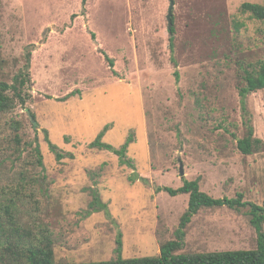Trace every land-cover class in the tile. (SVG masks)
<instances>
[{
	"label": "rangeland",
	"instance_id": "rangeland-1",
	"mask_svg": "<svg viewBox=\"0 0 264 264\" xmlns=\"http://www.w3.org/2000/svg\"><path fill=\"white\" fill-rule=\"evenodd\" d=\"M244 2L264 0H174L172 53L170 0H0V78L12 82L34 46L32 99L15 115L24 141L40 144L46 174L22 190L17 225L33 240L45 230L56 262L115 259L119 236L124 258L158 256L161 244L175 239L189 195L156 187L177 189L184 177L199 179L214 198L242 193L263 204L264 90L248 95L247 115L239 88L245 69L264 61V22L241 14ZM249 119L263 144L246 155L237 142ZM106 125L103 140L117 148L134 136L133 167L89 147ZM46 130L74 158L57 161ZM29 150L9 157L0 141V202L16 190ZM138 175L148 182L130 181ZM95 191L107 210L90 208ZM257 236L246 212L203 208L178 253L254 249ZM7 238L14 243L18 234L0 210V264L13 262Z\"/></svg>",
	"mask_w": 264,
	"mask_h": 264
},
{
	"label": "trees",
	"instance_id": "trees-1",
	"mask_svg": "<svg viewBox=\"0 0 264 264\" xmlns=\"http://www.w3.org/2000/svg\"><path fill=\"white\" fill-rule=\"evenodd\" d=\"M239 11L241 14H248L251 19H256L264 22V3L244 2ZM173 25L169 30V46L172 53L175 50L176 28L172 16ZM243 23L236 21L237 29ZM94 37V35H93ZM33 45L28 46V51L25 56V64L19 68L18 72L13 76L12 82L0 78V115L6 116L4 124L0 127L3 138L5 152L9 157L16 159L22 158L25 149H30V159L25 161V166L17 174L18 184L15 191L11 193L5 192V202H0V210L5 212L8 222L13 227V231L18 234V240L14 243L9 241L8 250L12 252V264H264V202L258 204L256 202L244 200V195L239 193L234 198H214L200 188L199 179L188 180L183 178V185L179 188L169 186L156 187L157 192L165 191L171 196L180 194H188V206L180 219L178 228L175 231V239L162 243L160 246V254L158 256H143L124 258L121 255L123 241L119 236L117 238V258L107 261L83 262V263H58L54 257L53 240L45 230L40 229L41 235H35V239L31 238V233L26 228H20L17 225L20 214L18 201H22V190L27 188V185L34 182H44L46 179L44 157L37 142H25L23 139V124L15 115V110L18 106L26 107L32 99V77H31V56ZM106 60L113 69L114 60L103 52ZM174 61V56H172ZM245 69L244 80L245 84L240 86L239 94L241 97L242 108L244 113L248 115L247 97L249 94L258 90H264V61L258 62L255 66ZM177 81L179 73L175 72ZM67 98V97H66ZM33 126L37 127L36 116L31 113ZM247 133L244 137L238 139L237 145L239 150L250 155L260 149L263 141L255 137L254 127L250 119L246 122ZM109 125H106L97 137L89 144L90 148L113 152L118 156L121 165L134 166L128 156L130 145L134 142V136L130 134L126 141L119 147L105 142L103 140L106 132L109 130ZM46 141L50 150L55 154L57 161H62L64 158H74L71 152H64L54 144L45 131ZM29 165L34 167L30 171ZM131 182L137 180L148 182L143 176L129 177ZM20 187V190L18 189ZM35 190L34 185L31 187V197ZM227 206L240 212H246L250 216V223L257 232V247L254 249H238V250H221L211 252H184L178 253L184 248L186 230L191 223L193 217L203 208H215ZM90 208L94 212L102 209L107 210L108 206L100 199L98 192H94L93 201L90 203ZM22 214V211H21Z\"/></svg>",
	"mask_w": 264,
	"mask_h": 264
},
{
	"label": "water",
	"instance_id": "water-1",
	"mask_svg": "<svg viewBox=\"0 0 264 264\" xmlns=\"http://www.w3.org/2000/svg\"><path fill=\"white\" fill-rule=\"evenodd\" d=\"M174 8H175L174 0H170V8H169V12H168L169 28H171L173 25L172 16H173ZM180 174H181V176H185V170H184L183 164H181V166H180Z\"/></svg>",
	"mask_w": 264,
	"mask_h": 264
}]
</instances>
